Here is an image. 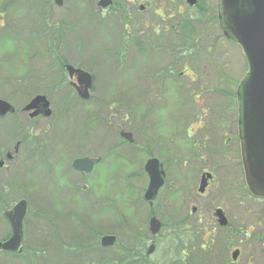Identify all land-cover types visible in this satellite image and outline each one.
Listing matches in <instances>:
<instances>
[{
    "label": "flooded vegetation",
    "instance_id": "obj_1",
    "mask_svg": "<svg viewBox=\"0 0 264 264\" xmlns=\"http://www.w3.org/2000/svg\"><path fill=\"white\" fill-rule=\"evenodd\" d=\"M169 1L171 6L166 4L167 9L162 17L167 20L174 19L171 38L175 37L180 41L177 45L178 54L181 47L186 46L189 49V42L201 38L195 34L194 28L197 24L201 26L208 22L205 19H208L210 10L204 8L207 13H204L202 19L186 16L181 10L184 4L177 1L175 3V0ZM182 1L191 8L200 7L199 0L195 5H190L188 0ZM2 6L0 44L4 46L7 54L18 56L22 60L44 57L52 60L49 68L53 77L45 90L60 88L67 81L75 96L80 100H89L79 95L78 91L83 89V83H80L77 75L70 76L66 67L68 63L62 60L61 53L55 48L60 24L52 25L47 12L44 23L49 28L55 27V41L52 50L42 54L38 51L37 39L41 32L40 6L45 7L46 4L40 0H26L20 8L22 15L13 23L10 19V7L16 8L17 4L8 2ZM113 6L114 0L109 7ZM174 9L178 10L177 16L174 15ZM139 10L144 11L145 7L140 5ZM199 11L201 12V8ZM31 45L30 50L28 48ZM182 54L183 52L178 58ZM23 67L26 66L18 69L22 70ZM172 71L173 68L169 67L167 73L171 74ZM58 74L62 79L57 82ZM178 74L181 78L185 75L184 72ZM187 75L191 85L197 83L199 76L193 70H188ZM166 76L168 78L170 75ZM242 79L237 85L235 98L226 104L228 110L220 115H214L216 108L213 110L207 105L210 100L204 105L199 98L206 91V82H201L198 86L195 110L185 107L182 90V97L177 101L183 104H178L176 118L170 120L171 115L166 119L172 131L170 137L168 134L166 136V155L162 158L154 155L148 158H156L160 162L164 182L153 200L146 199L150 176L145 170L148 184L143 195L144 222L140 221L141 213L137 210L130 217L121 216L115 178H112L105 189L102 180L105 171H111L113 175L116 170L113 163H110L109 168L105 167L111 161L108 160L107 152L98 156L81 154L73 158L71 163H63L61 153L67 154V149L77 146L79 151H83L85 136L80 133L70 136L56 133L53 129L56 125L53 119L55 109L45 94H32L20 106L10 102L14 110L0 115V122L10 116L14 118L9 125L10 136L7 143L0 141V191L3 192L5 188L7 192L8 185L13 181L5 175L6 171L16 170L22 174L39 170L34 185L43 188L40 189L38 197L43 196L46 190L50 193V264H264V154H259V139L241 114L238 88ZM94 82L93 75L91 97ZM10 84L15 87L14 90L22 92H37L46 87H42L41 73L34 67L25 75L22 72L19 77L12 79ZM2 86L0 84V89ZM38 95L48 98L50 114H47V108L41 104L28 107ZM149 111L148 119L151 120L161 109H156L154 103H150ZM58 116L61 117V112ZM122 132H130L134 142L124 138ZM0 135H5L1 129ZM119 135L123 141L132 146L136 145L133 132L123 130ZM152 145L154 141L147 138V147L151 148ZM175 145L177 151L173 153ZM80 158L99 161L90 171H86L74 167V161ZM98 167V194L97 200L93 201L96 207H92L95 217L89 223L88 177ZM26 188V185H22L21 197L14 200L12 205L6 206L2 212V219L7 227L3 232L4 236L0 237V245L8 242L14 235L7 212L18 201L26 202L27 211L20 243L17 249L0 248V258L21 257L27 258L29 264H40L41 259H36L40 243H36L29 232L34 218L30 216V194ZM1 192L0 201L7 197ZM161 192L164 194L160 195ZM94 218L96 227L91 226ZM121 219L125 223L128 221V225L122 226ZM153 219L155 220L152 224ZM34 231L38 233L37 229ZM59 255L66 258L64 262L59 259Z\"/></svg>",
    "mask_w": 264,
    "mask_h": 264
},
{
    "label": "rangeland",
    "instance_id": "obj_2",
    "mask_svg": "<svg viewBox=\"0 0 264 264\" xmlns=\"http://www.w3.org/2000/svg\"><path fill=\"white\" fill-rule=\"evenodd\" d=\"M40 1L46 6H40L41 32L37 39L39 53L52 50L54 41L57 40L55 48L57 47V51L61 53L63 61L94 75L92 97L89 100H80L74 95L67 81L62 83L60 88L45 90L53 77L49 68L52 66L50 64L52 60L46 57L22 60L18 56L8 55L2 44L0 84L3 86L0 89V96L20 106L32 94L47 95L52 108L55 109L54 115L57 120L53 118L56 121L53 129L56 133L68 136L80 133L85 136L83 151H79L77 146L67 149V154L61 153L63 163H71L73 158L81 154L98 156L107 152L106 155L109 157L107 158L111 161L107 160L105 167L113 163L116 170L113 175L111 171H105V177L102 178L105 189L112 178H115L121 216L130 217L134 210H137L141 213L140 221L144 222L143 195L148 184L144 165L152 155L157 158L166 155V136L168 134L170 137L172 133L166 119L171 115L170 120L176 118L178 104H183L177 101L182 97V90L185 95V107L195 110L197 104L194 101L199 93L198 86L201 82H206L204 85L206 91L199 96L202 104L205 105L206 101L210 100L207 105L213 110L216 108L214 115L224 114V111L228 110L226 104L235 98L237 85L248 71L243 50L239 44L224 37L216 17L218 0H199L201 7L210 10L208 19H205L208 22L201 26L196 23L195 34L201 38L189 42V49L186 46L181 47L178 54L177 45L180 41L175 37L171 38L174 19L167 20L162 17L167 9L166 4L169 3L171 6L168 0H114V6L108 9L99 6L100 0H64L63 6H58L52 0ZM176 1L184 4L181 10L186 16L191 15L200 19L205 16L199 11V7L191 8L182 0L174 2ZM8 2L16 3L18 8L15 11L16 8L10 7V19L13 23L22 15L20 8L26 0H0V9ZM140 5L145 7L144 11L139 10ZM177 11L174 9L176 16ZM46 12L50 15L52 25L60 24L59 35L55 40L53 35L55 27L49 28L44 23ZM28 49L31 50L32 45ZM181 52L183 54L178 58ZM23 65L26 67L18 69ZM31 67L41 73L42 87L44 85L46 87L37 92L14 90L15 87L10 84L12 79L19 77L22 72L25 75ZM169 67L173 68L171 74L167 73ZM58 69L57 67V72ZM188 70H193L199 76L197 83L194 84L197 87L190 84ZM180 72L185 73L182 78L178 74ZM166 75L170 76L166 78ZM56 79L57 82L62 79L60 74ZM150 103H154L156 109H161L151 120L148 119ZM60 112L61 117L58 116ZM12 119L14 118L10 116L4 122H0V129L5 132V135H0V138H4L0 140L3 143H7L10 136L9 125ZM123 130L133 132L135 146L122 140L119 134ZM147 138L154 141L151 148L147 147ZM176 151L175 145L172 152ZM114 155L117 157H113ZM98 170L99 167L88 177L89 223L92 217H95L92 207H96L93 201L97 200L98 194ZM38 172L37 169L22 174L16 170L5 172L9 180L13 181L8 185L7 192L3 188L7 197L0 201V237L4 236L3 232L7 227L2 219V212L6 206L12 205L14 200L21 197L20 187L26 185V190L30 194V216L34 218L29 232L34 241L40 243L36 259H41L40 264H50L52 259L48 225L50 193L46 190L43 196L38 197L40 189L43 188L34 185ZM163 194L164 192H161L160 195ZM121 223L122 226L128 225V221L125 223L124 219H121ZM91 226L96 227V218ZM34 229H37L38 233ZM59 259L64 262L66 258L59 255ZM0 264L29 262L27 258L6 259L3 256L0 258Z\"/></svg>",
    "mask_w": 264,
    "mask_h": 264
},
{
    "label": "water",
    "instance_id": "obj_3",
    "mask_svg": "<svg viewBox=\"0 0 264 264\" xmlns=\"http://www.w3.org/2000/svg\"><path fill=\"white\" fill-rule=\"evenodd\" d=\"M59 5L62 0H55ZM191 5L197 0H188ZM112 0H100L99 5L107 7ZM219 20L225 35L240 44L249 63V71L241 81L238 88V97L241 106V114L246 122L252 126L259 139V154H264V0H219ZM71 77L77 75L83 89H79V95L89 99L90 90L93 87V76L86 70L76 68L71 64L66 65ZM42 105L47 108V114L51 113L50 102L45 95H38L28 107ZM14 107L8 101L0 98V115L13 111ZM121 135L134 142L130 132H122ZM99 159L80 158L74 161V167L90 171ZM264 163V161H263ZM160 162L156 158L149 159L146 163V171L150 176V184L145 197L153 200L160 187L163 185V171ZM262 165V161L260 162ZM261 188V187H260ZM264 189V186L262 187ZM27 205L25 200L18 202L11 211L7 212L8 218L14 228L11 240L0 245L3 249H17L22 237L23 219ZM155 219L152 220V224Z\"/></svg>",
    "mask_w": 264,
    "mask_h": 264
},
{
    "label": "trees",
    "instance_id": "obj_4",
    "mask_svg": "<svg viewBox=\"0 0 264 264\" xmlns=\"http://www.w3.org/2000/svg\"><path fill=\"white\" fill-rule=\"evenodd\" d=\"M201 9H202L201 12H203V13H207L206 10H204L202 7H201Z\"/></svg>",
    "mask_w": 264,
    "mask_h": 264
}]
</instances>
